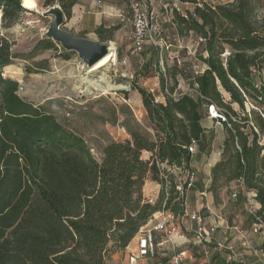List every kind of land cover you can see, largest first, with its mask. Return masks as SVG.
<instances>
[{
    "label": "trees",
    "instance_id": "trees-1",
    "mask_svg": "<svg viewBox=\"0 0 264 264\" xmlns=\"http://www.w3.org/2000/svg\"><path fill=\"white\" fill-rule=\"evenodd\" d=\"M178 1L194 5L185 16L174 10L172 19L178 36L193 33L200 39L196 59L204 70L194 73L191 66L174 62L173 80L166 68L174 82L165 102L135 87L148 125L123 122L129 138L106 143L96 158L79 134L22 99L18 81L2 74L17 57L5 31L26 9L22 0H0V264H108L154 213L168 209L182 214L185 198L167 169H189L190 144L209 155L213 129L206 132L201 124L208 104L218 107L226 121L221 123L225 138L220 159L210 169L206 190L217 200L219 191L233 182L237 190L229 191V199L245 209L246 194L254 192L256 207L253 214L246 210V228L264 224V81L256 75L264 65V4ZM56 2L68 18L77 0H42V5ZM117 29L100 24L93 33L106 42ZM35 48L57 51L49 38L40 39ZM176 74L197 94L171 96L178 85ZM148 179L162 186L154 203L143 196ZM253 247L264 254V234Z\"/></svg>",
    "mask_w": 264,
    "mask_h": 264
},
{
    "label": "rangeland",
    "instance_id": "rangeland-1",
    "mask_svg": "<svg viewBox=\"0 0 264 264\" xmlns=\"http://www.w3.org/2000/svg\"><path fill=\"white\" fill-rule=\"evenodd\" d=\"M35 1L36 9L25 8L26 10L20 14L17 23L5 31L6 36L13 42L11 50L17 57L13 58V62L10 65L2 69V74L18 81V94L22 99L53 113L62 125L79 134L85 140L92 154L99 158L101 148L106 143L113 140L123 141L129 138L127 131L122 126L123 122H138L142 126L148 125L146 113L140 101V94L135 87H142L152 92L153 95H160L158 77L160 60L155 50L156 47L147 44L139 54H134L131 49L130 29L124 28L114 34L112 40L106 41L109 44L112 42L115 47V61H110L100 69L90 71L91 66L83 62L75 52L66 51L57 42H54L57 46V51L54 49L35 48L40 39L46 38L45 31L52 20V16L41 14L46 9L42 5V0ZM167 1L169 4L171 3L170 0ZM198 1L216 5L225 4L232 0ZM123 2L124 0H122ZM262 4H264V0H262ZM193 6V4L187 3L181 4L180 8L192 11ZM262 12L263 9L260 7L258 14ZM111 22L116 24L118 21L114 20ZM151 23L155 37L163 40L168 46L162 53V63L165 68H170L169 74L171 77L176 71L172 67L174 61L169 58V55L178 54L181 63L177 65L186 69L190 66L192 68V65L199 63L196 55L201 51V46L197 36L193 33L181 37L178 36L176 26L165 21L160 8H157L156 18ZM65 24L66 22L62 26L67 29L64 26ZM70 26L71 29L67 30L73 35L95 39L93 34L82 33L75 24ZM178 39H180L179 43ZM179 44L181 47H179ZM64 54H69V57L65 58ZM36 62H40L45 68L36 67ZM256 75L261 76L264 81V65L260 71L256 72ZM167 76L169 75L167 74ZM172 78L170 84L175 80L174 78L172 80ZM176 78L178 79L177 88L180 86V90H184L187 87V81L181 79L179 74H176ZM212 128L214 151L218 132L222 130L221 126L216 125L215 122ZM261 142L264 143V134L261 136ZM196 152H199L200 155L202 154V158H205V160L200 170L198 172L194 171L198 181L194 182V187H191L185 194L188 204L193 206H197L195 203L196 198L193 197V201L190 202L189 194L197 187H202L204 182H206L208 168L205 164L208 163L207 159H209L208 155L198 151V147H196ZM142 156L146 158L147 155L143 153ZM167 170L174 175V183H177L178 180L184 178L187 171H192L193 169L190 166L189 169L168 168ZM156 185L155 181L147 185L146 192L150 196L156 194L154 192L155 188L159 196L162 186L161 184ZM236 190L237 186L232 182L229 188H222L219 191L217 200L213 198L209 211L205 208L200 211L204 216L206 227L211 224L216 225L220 219H223L224 223L246 231L247 233L245 234L248 240L255 245L257 238L261 237L263 233H253L252 227L246 228L248 227L246 225L247 211L244 204L238 206L229 199L233 198L232 195H229V191ZM202 200H204V197ZM210 221V224L207 223ZM227 241L233 243L231 237L227 238ZM233 246L237 249V245L233 244ZM125 250L127 249L125 248ZM122 251L116 252L118 257L111 259L108 264H114L118 260L124 259V256L120 255ZM236 251L238 252V250ZM248 252L251 253L250 250L246 249L245 253L242 252L241 254L244 259L249 261L254 255L252 256ZM125 257L127 258V254H125ZM216 258L218 259L219 257ZM220 262L221 260L216 263L219 264ZM258 264L261 263L258 262Z\"/></svg>",
    "mask_w": 264,
    "mask_h": 264
},
{
    "label": "crops",
    "instance_id": "crops-1",
    "mask_svg": "<svg viewBox=\"0 0 264 264\" xmlns=\"http://www.w3.org/2000/svg\"><path fill=\"white\" fill-rule=\"evenodd\" d=\"M170 1L172 2V0ZM125 4H126V0H124L123 3H122V0H77L75 5L71 8L70 17L68 18L66 17V21H65L66 24L64 26L68 30H70L71 29L70 25L75 24L77 29H79L82 33L84 32L85 34L86 33L93 34V36L96 38L95 34L93 33V30L96 26L100 24H104L105 26L115 25V26H118V29L115 31L114 34H117V32L122 31L124 28H129L128 26H125L121 22L120 17L118 16L119 10H121L125 6ZM114 20H117L118 22L116 24L112 23L111 21H114ZM159 89L161 93L160 95L154 94L155 100L158 102H165L164 93L161 87ZM176 90L177 92L183 91V90H180V86H178V88L176 87ZM233 107L236 109V104H233ZM201 124L203 128L206 130V132H208L213 129L212 125H214V121L206 118L205 116V118L202 119ZM221 130H222L221 132H218L217 144H216V149H215L216 151L215 150L213 151V143H212L211 145L212 149L208 155L209 159H207L208 163L205 164V166H207L208 168L206 182H204V185H202V187L200 188L197 187L195 190H192L191 193L189 194L190 202L193 201L192 198L195 197L196 198L195 203L197 206L188 204V201L185 198V201H184L185 213H188L191 210H198L201 213L200 210L203 208L209 211L210 206H212L213 196L206 189L208 188L210 180H211L210 173H209L210 169L220 159L222 142L225 138V133H224V129L222 125H221ZM143 153H146V155L149 156L148 152H143ZM204 160L205 158H202V154L200 155L199 152L197 154L194 153L193 155H191L190 166L193 169L192 172L194 171L198 172L200 170V167L204 165L203 164ZM195 172H194L195 174L194 182L198 181V179H196ZM151 182L152 181L150 180H146L142 191H143V196L150 202H153L156 200L158 196V192L156 188L154 191L156 193L155 195L152 194L150 196L148 192H146V187ZM158 185L159 184L157 183L156 186ZM203 197H204V200H202ZM187 199H188V196H187ZM185 213L183 212L182 214H178L177 216H175L176 222L179 226L180 231H179V234H177L173 238L172 240L173 243L165 240L162 234L153 232L154 241L157 244L155 248L154 258L149 259L145 257H139L137 255V241H138V236L140 233L144 232L146 229L151 228L155 224V222L158 220L159 212L154 213L148 219V221L141 227L139 233L136 234L132 238V240L129 242L128 246L126 247L127 250L124 249L122 251L124 253L121 252L120 255L122 257L124 256V259L118 260L114 264H135V263L136 264L137 263L138 264H157L158 262H162L163 264H168V259H169V256L172 254L173 249H175L176 251L184 252L188 264H201L202 263L201 255L199 254L197 249L194 248L192 244L189 242L190 237H191V231L189 230V228H191V222H189V219L185 215ZM207 223L210 224L211 221ZM216 225H217V229L212 234L211 244L209 243V245L213 246V247L209 246L211 261L218 262L219 260H221L220 263L228 264L226 260L228 259V255L230 254V252L227 249V247L231 246L234 250L235 257L237 258V260L243 262V264H258L259 261H257L252 250L246 247L245 245H243L244 242L240 234L236 230L232 228H228V224L224 223L223 219H220V221H218ZM241 231L244 234L247 233L246 231H243L242 229ZM229 237L232 238L233 243L227 241V238ZM262 237L263 235L257 238L255 246H258L260 244ZM233 244L235 246L237 245L236 247L237 249L234 248ZM251 245L253 246L252 243ZM246 249L251 251L252 254L248 252L250 255L252 256L254 255L253 258L249 261L247 259H244L241 254L242 252L245 253ZM236 250H238V252ZM125 254H127V258L125 257ZM116 257H118V253L113 254L112 259H115ZM216 257H219V258L217 259Z\"/></svg>",
    "mask_w": 264,
    "mask_h": 264
},
{
    "label": "built area",
    "instance_id": "built-area-1",
    "mask_svg": "<svg viewBox=\"0 0 264 264\" xmlns=\"http://www.w3.org/2000/svg\"><path fill=\"white\" fill-rule=\"evenodd\" d=\"M181 4L182 3H180L178 0H172L170 4L167 0H126L125 6L118 12V16L120 17L121 22L125 26H128L130 29L131 49L134 54H139L143 50L144 46L147 44L156 47L160 60V72L163 76L162 90L164 95H170V80L166 75V68L162 63V53L164 49H167L168 46L163 40L157 39L155 37L151 21L156 18L157 8H160L162 9L165 21L169 22V24L171 25H174L172 19V13L174 10L179 11L185 16V10L180 8ZM179 42L180 39H178V43ZM179 47H181L180 44ZM169 58L172 61L176 62L178 65L181 63V59L179 58L178 54H174L173 56L169 55ZM204 68L205 65L201 63L192 65V70L194 73H200L204 70ZM185 93L197 94L193 87H187L181 92H177V90H175L171 94V96H179ZM206 118L213 120L216 125L220 126L222 125V122L226 121L222 111L213 104L207 105ZM187 149L191 155L196 153V146L194 144H190ZM194 181V172L187 171L185 173L184 178L178 180L177 183H175V187L179 192V195L185 198L186 192L191 187H193ZM254 196L255 194L253 192H248L246 194V210L252 214L254 213L256 207V204L253 200ZM158 212L159 217L155 224L151 228L146 229L144 232L140 233L138 236L137 255L139 257H145L149 259L154 258L155 248L157 244L154 241L153 232L162 234L165 240L170 241L172 243L173 238L177 234H179L180 229L175 217L177 215H174L168 209H162ZM183 212L185 213V207L183 209ZM185 215L188 217L189 222H191V228H189V230L191 231V237L189 242L194 248L197 249V251L201 255V264H218L216 262L211 261L210 248L208 245V243H210L212 240V234L217 229V225L211 224L210 226L206 227L204 216L198 210H191L190 212L185 213ZM228 228L236 230L240 234L244 242L243 245L252 250L257 261H259L261 264H264V254L260 253V251H258L251 245L247 236L236 226H228ZM260 228H264L263 223L254 224L251 230L253 233L261 232L264 234V230L260 231ZM227 249L229 250L230 254L228 255V259L226 260V262L228 263L231 260H237L233 248L230 246L227 247ZM157 264L163 263L158 262ZM168 264H188L185 253L173 249L172 254L169 256Z\"/></svg>",
    "mask_w": 264,
    "mask_h": 264
},
{
    "label": "water",
    "instance_id": "water-1",
    "mask_svg": "<svg viewBox=\"0 0 264 264\" xmlns=\"http://www.w3.org/2000/svg\"><path fill=\"white\" fill-rule=\"evenodd\" d=\"M41 14L52 16V20L45 31V37L57 42L66 51L75 52L88 66L94 65L108 53L110 49L108 42H102L97 38L76 36L63 28L62 25L66 21V16L57 2L46 7Z\"/></svg>",
    "mask_w": 264,
    "mask_h": 264
},
{
    "label": "bare ground",
    "instance_id": "bare-ground-1",
    "mask_svg": "<svg viewBox=\"0 0 264 264\" xmlns=\"http://www.w3.org/2000/svg\"><path fill=\"white\" fill-rule=\"evenodd\" d=\"M22 5L28 9H36V6H37L35 0H22ZM0 16H1V13H0ZM109 46H110V49L108 53L103 58H101L99 61H97L94 65H92L90 71H95L97 69H100L101 67L107 65L110 61H115L116 59V55L114 51L115 47L112 42L109 44ZM82 78L84 79V77Z\"/></svg>",
    "mask_w": 264,
    "mask_h": 264
}]
</instances>
